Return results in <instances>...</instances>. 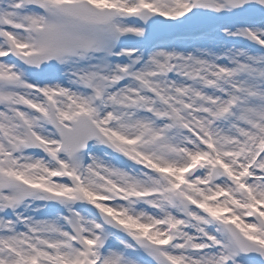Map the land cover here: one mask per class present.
I'll return each mask as SVG.
<instances>
[{
	"label": "snow or ice",
	"instance_id": "obj_1",
	"mask_svg": "<svg viewBox=\"0 0 264 264\" xmlns=\"http://www.w3.org/2000/svg\"><path fill=\"white\" fill-rule=\"evenodd\" d=\"M0 264H264V0H0Z\"/></svg>",
	"mask_w": 264,
	"mask_h": 264
}]
</instances>
